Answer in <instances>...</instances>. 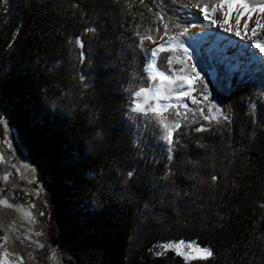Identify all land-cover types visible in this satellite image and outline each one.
<instances>
[{"label":"trees","instance_id":"obj_1","mask_svg":"<svg viewBox=\"0 0 264 264\" xmlns=\"http://www.w3.org/2000/svg\"><path fill=\"white\" fill-rule=\"evenodd\" d=\"M195 2L0 0V118L37 170L68 264H186L157 253L182 240L214 253L187 264H264V65L201 72L209 100L197 83L179 103L187 119L165 113L181 123L172 145L154 117L131 111L151 82L137 32L160 28V42L161 10L181 25L172 34L189 29L183 5ZM168 56L184 59L160 52L161 69ZM210 104L230 122L205 120L199 109Z\"/></svg>","mask_w":264,"mask_h":264},{"label":"rangeland","instance_id":"obj_2","mask_svg":"<svg viewBox=\"0 0 264 264\" xmlns=\"http://www.w3.org/2000/svg\"><path fill=\"white\" fill-rule=\"evenodd\" d=\"M201 7L203 6L201 5ZM187 11L197 17L193 19V16H190L192 25L188 29V35L181 37L185 47H188L192 55L197 50L196 47L203 48L208 53L211 62L219 63L234 70H249L256 64L264 63V53H261L255 45L253 46L252 40L247 38L242 40L234 35L237 27L243 34L245 32L244 22L248 21L247 35L250 36L252 34L251 29L255 27V21L264 14L252 12L249 20L246 13L240 18V24L237 26L234 10L230 18L233 32H226L224 27L228 25L221 27L220 25L210 24L212 18L217 21L223 19L219 10L216 11L214 16L209 13V19H205L199 9L191 7V5H189ZM258 32L264 35V30H258ZM192 40H195L197 46L193 44ZM161 43H164V41L161 40L154 44L145 40L142 48L145 52V49L157 48ZM246 45H252L251 49H246ZM146 57L148 62L149 58ZM192 60L197 63L199 58L193 56ZM198 67H203L201 61ZM210 75L214 76L215 72L211 71ZM152 83L151 81L149 87ZM181 102L182 99L179 102L175 99L171 101L173 104ZM0 121L4 122L0 123V155L5 158L4 162H0V181L2 183L0 200H7L9 204L14 206L9 208L0 205V264H3L5 259H7L8 264H19L20 258H22L23 264H68L50 238L51 219L45 214L44 210L46 205L45 190L41 184H36L37 170L31 164L26 151L21 147L17 133L10 128L8 120L2 117ZM5 123L7 129H5ZM5 175L8 176L7 180L4 179ZM20 207L31 212L33 222L24 219L23 214L16 210ZM5 236L8 238L6 243L2 239ZM170 242L178 243L180 241ZM184 242L188 244L195 241ZM163 244L165 243L158 246V254L163 251L161 247ZM195 244L199 245L197 242ZM5 250L9 253L7 258L3 255ZM185 251H188V249L185 248ZM167 252L175 253L172 250Z\"/></svg>","mask_w":264,"mask_h":264},{"label":"snow or ice","instance_id":"obj_3","mask_svg":"<svg viewBox=\"0 0 264 264\" xmlns=\"http://www.w3.org/2000/svg\"><path fill=\"white\" fill-rule=\"evenodd\" d=\"M143 0H141V3ZM175 2V0H173ZM183 7L188 8L189 5L185 4ZM191 7H195L199 9V11L204 15L205 19H209V12L214 16L216 11L219 10L223 19L221 21H217L216 19H210L211 25H220L223 27L224 25H228L224 27V31L233 32V28L230 24V18L235 10L236 13V25L239 26L240 18L244 16L246 13L248 14L249 20L251 19L252 12H259L264 14V0H217L216 3H204L203 7H201V0H196ZM226 9V10H225ZM151 11V9H149ZM188 15L193 16V19H196L195 15L188 12ZM156 21H159L163 27V35L159 36V39L164 41L158 45L157 48L153 49H145V54L148 56V62L146 63L145 71L148 74V78L153 82L151 87L140 88L138 91L134 93L133 107L131 111L143 114L145 116L151 115L154 117L155 121L159 124L161 128L164 130L163 139L167 141L169 145L174 143L173 133L177 129L181 127V123L179 120H169L168 116L165 113H169V110H173L174 115L181 116L187 119L188 115V105L187 104H173L171 101L175 99L179 102L182 98L188 97L191 92L195 91L194 84L199 83L201 88V95L204 101L209 100V96L211 95L208 92V84L205 83L204 78L201 76L202 71H206L205 67H199L200 61L197 63H189L193 59V55L189 52L188 47H185L184 42L181 40L182 36L188 35V28L184 27L179 32L172 34V28L180 29V23H173L171 21L166 20V13L161 10L154 13ZM171 25V27H170ZM244 30L245 32L242 34L239 28L234 31V35L240 37V39L247 38L248 40H252L253 44L259 48L261 53H264V35H261L258 30H264V16L257 18L255 21V27L251 29V35H247L248 30V21L244 22ZM161 31L160 28H148L146 29L147 35H141L137 32V35L140 37L141 46L145 40H148L152 43H156V39L153 36V33L159 34ZM165 37L167 38L165 40ZM254 37H258L253 39ZM77 44H80V41L77 40ZM82 47L83 45L80 44ZM252 45H246L245 48L250 50ZM171 52L176 53L178 51H182L184 59L176 56H168L167 57V69H161L158 66V52ZM174 63L181 64L182 67L174 72L172 69V65ZM187 69V70H186ZM186 89V90H185ZM192 102L195 104L201 103L200 100H197L194 96L191 97ZM183 107L186 111L182 114L179 111V108ZM214 110V111H213ZM200 115L204 117L205 120H208L210 123L212 121H216L217 123L220 120L229 121L230 117L224 113V111L217 107L215 104H210L208 107V114L205 115V110L203 108L199 109ZM0 123H4L0 121ZM5 129H7V124H4ZM203 126L196 129V131H206ZM10 143V142H9ZM171 151V149H169ZM172 157L170 156L169 159ZM5 158L3 155H0V162H4ZM131 175V173H129ZM5 180L8 179V176L5 175ZM216 179V177H213ZM0 205L12 208L14 207L12 204H9L7 200H0ZM264 206V205H262ZM17 211L23 214L24 219L32 221V214L30 211L25 210L20 207L16 209ZM4 242H7V237L2 238ZM163 251L159 254H163L169 250L175 251V253L179 256H182L186 264L190 260H207L211 258L214 253L209 248H202L199 245L195 244V242L185 244L184 241H180L178 243H165L161 245ZM185 248L188 251H185ZM4 257L7 258L9 253L7 250L4 252ZM3 264H8L7 259L3 262ZM19 264H23L22 258L19 260Z\"/></svg>","mask_w":264,"mask_h":264},{"label":"bare ground","instance_id":"obj_4","mask_svg":"<svg viewBox=\"0 0 264 264\" xmlns=\"http://www.w3.org/2000/svg\"><path fill=\"white\" fill-rule=\"evenodd\" d=\"M191 5H192V4H191ZM255 38H256V37H255ZM255 38H254V39H255ZM253 46H254V44H253ZM217 64H218V63H217Z\"/></svg>","mask_w":264,"mask_h":264}]
</instances>
